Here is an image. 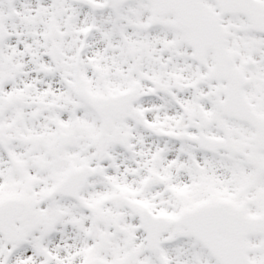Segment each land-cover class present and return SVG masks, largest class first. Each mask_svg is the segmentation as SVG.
Listing matches in <instances>:
<instances>
[{
  "label": "snow or ice",
  "instance_id": "snow-or-ice-1",
  "mask_svg": "<svg viewBox=\"0 0 264 264\" xmlns=\"http://www.w3.org/2000/svg\"><path fill=\"white\" fill-rule=\"evenodd\" d=\"M0 264H264V0H0Z\"/></svg>",
  "mask_w": 264,
  "mask_h": 264
}]
</instances>
